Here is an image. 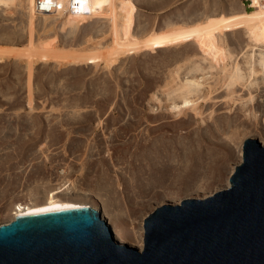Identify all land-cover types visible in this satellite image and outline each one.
<instances>
[{
	"label": "rangeland",
	"instance_id": "1",
	"mask_svg": "<svg viewBox=\"0 0 264 264\" xmlns=\"http://www.w3.org/2000/svg\"><path fill=\"white\" fill-rule=\"evenodd\" d=\"M130 6L136 36L250 9L244 0H119L120 23ZM97 8L104 16L80 25L35 14V47L102 52L111 41L107 3ZM28 22L27 0H0V46L26 47ZM220 42L241 77L231 86L193 43L111 63L42 55L30 77L24 58H0V225L18 205L66 201L100 212L122 244L141 250L154 209L226 189L243 141L264 144V67L243 30ZM190 79L203 86L183 99ZM189 100L195 105L182 107Z\"/></svg>",
	"mask_w": 264,
	"mask_h": 264
},
{
	"label": "water",
	"instance_id": "2",
	"mask_svg": "<svg viewBox=\"0 0 264 264\" xmlns=\"http://www.w3.org/2000/svg\"><path fill=\"white\" fill-rule=\"evenodd\" d=\"M142 229L137 250L86 205L16 218L0 225V264H264V144L243 141L226 189L161 205Z\"/></svg>",
	"mask_w": 264,
	"mask_h": 264
},
{
	"label": "bare ground",
	"instance_id": "3",
	"mask_svg": "<svg viewBox=\"0 0 264 264\" xmlns=\"http://www.w3.org/2000/svg\"><path fill=\"white\" fill-rule=\"evenodd\" d=\"M118 1L119 0H27L29 9L28 24L30 26L26 47L19 51L11 49L0 50V55L6 54L24 58L25 61L30 64L28 74V77H30L31 65L42 55L51 58L74 59L76 61H81V63H90L97 57V61L103 59L106 63H111L122 56L143 53L153 55L157 51H162L167 47L179 46L184 43H193L199 53L200 62L207 63V70L220 69L225 74L227 80L226 84L231 86L234 83H238L241 77L238 76L236 72H233L232 66L230 69L228 68L226 47L224 48L222 46L220 39L223 35L232 30L241 29L246 35L247 42L252 45L250 49L256 50L260 48L258 50L260 54V64L264 67V0H251L250 9L248 11L235 10L230 14L220 13L217 16H207L203 20L192 24L182 23L179 25H169L170 27L168 26L161 30L145 31L141 36H136L134 33L135 8L133 6H130L126 10L125 14L122 16L121 23L119 22L117 17ZM103 2L107 3V13L105 16L109 20L108 35L111 41L109 40L110 44L107 47L101 48L103 49L102 52L99 53L100 50L93 53L90 51H64L62 49L35 47L31 37V26L35 14L41 16L65 14L68 24L80 25L91 19L103 17L104 15H101L102 13H100L98 11L99 8H97V6H102ZM198 71L201 73L203 71L200 65L195 72ZM201 73L199 74L201 75ZM226 73H229V75L226 76ZM203 80L205 82V79ZM201 84L202 83L198 80L190 79L187 82V88L179 92V96L186 99L191 95L199 93L201 86H203ZM203 93L204 92H202V95ZM206 101L207 100H205V102ZM189 105H195V103L192 100L182 103V107ZM75 205L77 204L68 203L66 201L58 202L57 200H50L48 203L42 205H18L15 207V212L11 220ZM114 235L117 244L123 245L120 233L115 232Z\"/></svg>",
	"mask_w": 264,
	"mask_h": 264
},
{
	"label": "crops",
	"instance_id": "4",
	"mask_svg": "<svg viewBox=\"0 0 264 264\" xmlns=\"http://www.w3.org/2000/svg\"><path fill=\"white\" fill-rule=\"evenodd\" d=\"M7 49H11V50H14V51H19V50H23L24 48H22V47H1L0 46V50H7ZM12 57L21 58V56L6 55V54L0 55V58H12ZM81 64L84 65V64H89V63H81ZM28 74H29V64H28ZM28 104H30V103H28Z\"/></svg>",
	"mask_w": 264,
	"mask_h": 264
},
{
	"label": "built area",
	"instance_id": "5",
	"mask_svg": "<svg viewBox=\"0 0 264 264\" xmlns=\"http://www.w3.org/2000/svg\"><path fill=\"white\" fill-rule=\"evenodd\" d=\"M244 1H246L247 2V7H249L250 8V5H251V0H244ZM46 12V11H45Z\"/></svg>",
	"mask_w": 264,
	"mask_h": 264
}]
</instances>
